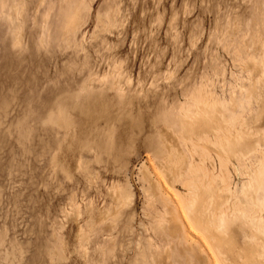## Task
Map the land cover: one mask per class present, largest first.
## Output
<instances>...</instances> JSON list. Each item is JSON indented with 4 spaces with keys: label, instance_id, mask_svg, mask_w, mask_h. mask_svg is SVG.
Instances as JSON below:
<instances>
[{
    "label": "rangeland",
    "instance_id": "374dc122",
    "mask_svg": "<svg viewBox=\"0 0 264 264\" xmlns=\"http://www.w3.org/2000/svg\"><path fill=\"white\" fill-rule=\"evenodd\" d=\"M0 264H264V0H0Z\"/></svg>",
    "mask_w": 264,
    "mask_h": 264
}]
</instances>
